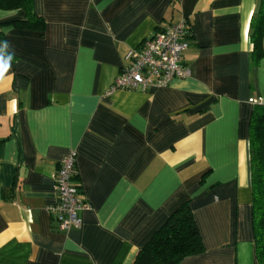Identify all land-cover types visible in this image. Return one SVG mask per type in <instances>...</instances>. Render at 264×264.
I'll list each match as a JSON object with an SVG mask.
<instances>
[{
	"label": "crops",
	"instance_id": "obj_1",
	"mask_svg": "<svg viewBox=\"0 0 264 264\" xmlns=\"http://www.w3.org/2000/svg\"><path fill=\"white\" fill-rule=\"evenodd\" d=\"M259 3L32 0L41 31L12 24L23 8L0 7V264H132L186 201L204 250L178 264H259L249 163L250 100L264 98V56L253 64L249 37ZM181 18L190 75L109 92L127 51ZM71 150L89 206L63 232L46 206Z\"/></svg>",
	"mask_w": 264,
	"mask_h": 264
},
{
	"label": "trees",
	"instance_id": "obj_2",
	"mask_svg": "<svg viewBox=\"0 0 264 264\" xmlns=\"http://www.w3.org/2000/svg\"><path fill=\"white\" fill-rule=\"evenodd\" d=\"M0 7L23 8L26 20L14 26L43 30V19L32 10V0H0ZM251 61L258 64L264 49V0L249 23ZM249 163L251 174V223L255 253L264 264V104L255 103L249 120ZM204 245L188 202L179 204L141 246L132 264H178L184 257L203 252Z\"/></svg>",
	"mask_w": 264,
	"mask_h": 264
},
{
	"label": "built area",
	"instance_id": "obj_3",
	"mask_svg": "<svg viewBox=\"0 0 264 264\" xmlns=\"http://www.w3.org/2000/svg\"><path fill=\"white\" fill-rule=\"evenodd\" d=\"M187 35V21L181 18L145 37L137 47L127 51L126 64L113 80L109 92L116 89L165 87L174 78L188 77L190 70L182 63L183 52L188 47ZM250 101L264 104V98ZM74 178L75 152L71 150L61 158L53 175L56 200L46 206L47 212L56 221L57 228L63 232L79 228L81 220L78 213L89 206L80 198Z\"/></svg>",
	"mask_w": 264,
	"mask_h": 264
},
{
	"label": "clouds",
	"instance_id": "obj_4",
	"mask_svg": "<svg viewBox=\"0 0 264 264\" xmlns=\"http://www.w3.org/2000/svg\"><path fill=\"white\" fill-rule=\"evenodd\" d=\"M9 59H11V58L9 57ZM2 64L5 65V68H4V71H3L2 75H0V76H3L4 75V72H6L7 71V68H8L7 62H2Z\"/></svg>",
	"mask_w": 264,
	"mask_h": 264
},
{
	"label": "snow or ice",
	"instance_id": "obj_5",
	"mask_svg": "<svg viewBox=\"0 0 264 264\" xmlns=\"http://www.w3.org/2000/svg\"><path fill=\"white\" fill-rule=\"evenodd\" d=\"M4 68H5V65L0 63V75H2Z\"/></svg>",
	"mask_w": 264,
	"mask_h": 264
}]
</instances>
